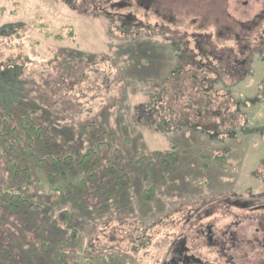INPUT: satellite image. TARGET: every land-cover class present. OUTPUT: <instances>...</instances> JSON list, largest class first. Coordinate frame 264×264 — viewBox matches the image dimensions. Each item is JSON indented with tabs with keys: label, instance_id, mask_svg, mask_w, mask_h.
Returning <instances> with one entry per match:
<instances>
[{
	"label": "rangeland",
	"instance_id": "rangeland-1",
	"mask_svg": "<svg viewBox=\"0 0 264 264\" xmlns=\"http://www.w3.org/2000/svg\"><path fill=\"white\" fill-rule=\"evenodd\" d=\"M24 113L50 141H0L25 200L0 264H225L196 228L231 222L233 264H264V0H0V122Z\"/></svg>",
	"mask_w": 264,
	"mask_h": 264
},
{
	"label": "trees",
	"instance_id": "trees-1",
	"mask_svg": "<svg viewBox=\"0 0 264 264\" xmlns=\"http://www.w3.org/2000/svg\"><path fill=\"white\" fill-rule=\"evenodd\" d=\"M96 7V6H95ZM101 7V6H100ZM4 76L10 77L13 76V67H6L3 71ZM168 80H175V76L168 75ZM167 77L163 78L167 80ZM180 88V87H178ZM176 88V89H178ZM204 94V93H200ZM0 141L2 146L4 147L3 153L5 155H12L14 157H24L30 158L33 155V144L39 143L48 147L49 143V135L46 133L45 128L39 125H36L35 121L26 113L23 116L18 117L16 119V124L13 120H9L8 122L2 120L0 122ZM49 140V141H48ZM94 153L91 151L87 153V155H82L81 160L77 165H83V167H88L91 164V157ZM157 158L162 156L161 153H156L155 155ZM167 157V156H166ZM168 158V157H167ZM52 163L45 164L47 171H55L60 170L65 167H68L70 164V157H66L65 159L61 160L59 158H54L51 161ZM166 162H171L170 160L166 159ZM166 168L168 166L164 164ZM13 168L17 167L15 164L12 165ZM78 166V167H79ZM69 171L73 170L71 166H69ZM24 174L28 175V173L24 172ZM154 187H151L149 190L143 193V199L145 201L152 200L153 197ZM21 189H14L8 190L0 195V203L6 205V208L10 212H16L21 205L25 203V200L22 196ZM57 264H68L66 261V255L64 253H60L57 256Z\"/></svg>",
	"mask_w": 264,
	"mask_h": 264
},
{
	"label": "flooded vegetation",
	"instance_id": "flooded-vegetation-1",
	"mask_svg": "<svg viewBox=\"0 0 264 264\" xmlns=\"http://www.w3.org/2000/svg\"><path fill=\"white\" fill-rule=\"evenodd\" d=\"M235 206H237V205H235ZM258 212H259L258 210L252 211L253 214L254 213L256 214ZM229 227H227V230L225 231V233H220L221 235H218V233L214 231L212 224L211 225L210 224L209 225H207V224L202 225L201 224V225H199L196 228V235L198 236V238H202L203 241L205 242V244H207L209 246V248L215 249L217 251V253H219V257L221 258V260H223V259L225 260V264H233V262H232L233 258L229 257L228 255H230L232 253V250H234V252H235V246L231 242H230L232 244V248L230 247L231 253H228V252L225 251V250L228 249V247L226 245V242L230 238H232V239H233V237L237 238L236 234H238V230H236V229H239V228H242V227L244 228V224L239 225L238 223L233 224L231 222ZM233 230H235L237 232H235ZM230 231H231V235H230ZM256 231H258V229ZM241 236H242V237H240L241 241L245 242L244 241L245 240L244 235H241ZM246 243L248 244L247 240H246ZM246 251H248V250H246ZM244 257L245 256L242 255V257L240 259H244ZM237 258L238 257H236V259ZM178 260H180V262L182 264H185V262H188V259L184 258L183 256L180 257ZM194 260L197 261L198 264L209 263V262H207L205 260L203 262H201L197 258H194ZM209 264H211V263H209Z\"/></svg>",
	"mask_w": 264,
	"mask_h": 264
}]
</instances>
